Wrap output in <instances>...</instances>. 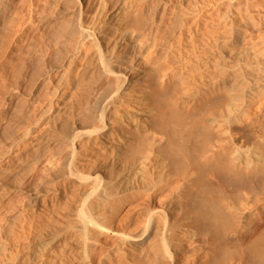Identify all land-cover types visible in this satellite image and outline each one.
Returning <instances> with one entry per match:
<instances>
[{
  "label": "bare ground",
  "instance_id": "6f19581e",
  "mask_svg": "<svg viewBox=\"0 0 264 264\" xmlns=\"http://www.w3.org/2000/svg\"><path fill=\"white\" fill-rule=\"evenodd\" d=\"M262 194L264 0H0V264H264Z\"/></svg>",
  "mask_w": 264,
  "mask_h": 264
},
{
  "label": "rangeland",
  "instance_id": "374dc122",
  "mask_svg": "<svg viewBox=\"0 0 264 264\" xmlns=\"http://www.w3.org/2000/svg\"><path fill=\"white\" fill-rule=\"evenodd\" d=\"M262 191V190H261ZM262 196H263V194H262ZM261 197V196H260ZM264 197V196H263ZM5 235V233L3 234V239H9L10 237H8V232H7V234H6V236H4ZM1 241H4V240H2V238H1Z\"/></svg>",
  "mask_w": 264,
  "mask_h": 264
}]
</instances>
